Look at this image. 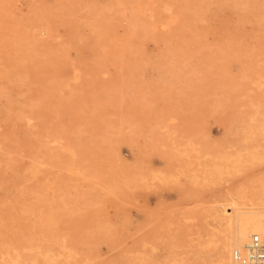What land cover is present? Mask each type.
<instances>
[{"label":"rangeland","instance_id":"1","mask_svg":"<svg viewBox=\"0 0 264 264\" xmlns=\"http://www.w3.org/2000/svg\"><path fill=\"white\" fill-rule=\"evenodd\" d=\"M263 125L264 0H0V264L216 259Z\"/></svg>","mask_w":264,"mask_h":264},{"label":"bare ground","instance_id":"2","mask_svg":"<svg viewBox=\"0 0 264 264\" xmlns=\"http://www.w3.org/2000/svg\"><path fill=\"white\" fill-rule=\"evenodd\" d=\"M253 113H254V111H253ZM253 115H251V116L253 117ZM254 117L256 118V114ZM254 117L250 118L249 121L252 119V122H253ZM249 121H246V122H249ZM256 121H258V119ZM246 122L241 124L240 127H241V130L243 132L242 138H245L246 145L248 146L249 142L247 144V141L253 142V136H254L253 134L256 133L257 131L254 132L255 129L252 126V123H250L251 121L249 123H246ZM259 122H258V125H260ZM254 123H255V119H254ZM253 125L255 126V124H253ZM261 125H262V122H261ZM156 127L157 128H155L156 129L155 131H157V129H158L161 132H167L168 133V134L166 133L167 136L164 133H162L166 137L162 136V138L159 141H161L163 143H166L168 141L167 138H170L171 140L179 138V136H175V137L172 136L171 133H173V134L178 133L180 135L181 139H184L185 141L189 140V139H185V136L183 135L187 131V128H185L184 126H180L178 124L175 125V124H163L162 123L160 125H157ZM256 127H258V126L256 125ZM259 127H261V126H259ZM259 127L257 128V130L260 129ZM263 127H264V125H263ZM262 130L264 131V128ZM258 132H260V131H258ZM159 135H161V134H159ZM158 137H160V136H158ZM158 137H157V139H158ZM155 141H158V140H155ZM172 141H175V140H172ZM169 143H170V141H169ZM251 146H249V147H251ZM258 146L260 147L261 145H258ZM260 149H262V148H260ZM256 150H258V149H256ZM239 176H240L239 177L240 182L243 186L234 185V186H230L228 188L230 190L228 192V193H230V196L228 198L230 201L229 203H227V204L224 203L225 197L223 194L225 191H223L219 195L218 194L216 195L218 202L214 203L213 208H212L216 214L213 212H212V214H215L214 215L215 216V218H214L215 224H218L220 226L218 228V230L220 233H222V234H220L221 244L219 246H216L217 244L215 242H213V245L215 243L214 246L218 247V250L216 253L217 258L212 259L210 262L205 263V264H240L234 258L235 250L244 251L245 246L249 242L251 235H253L255 233L260 234L264 237V207H262V205H264V169L260 170V171H247V172L244 171V173H241ZM233 190H235V191H233ZM240 190H243V191L248 190L250 193L249 192L246 193V191L245 192L242 191L241 193H239ZM245 199L247 201L251 202L250 207H243L241 205L242 203H244L243 201ZM246 202L244 204H246ZM229 204L232 205V211L231 212H229L227 210V206ZM245 208H246V210H245ZM242 209H244V210H242ZM230 210H231V208H230ZM232 229H234V230H232ZM24 235H27V234H24ZM24 235H23V238H25ZM26 238H27V236H26ZM31 238H33L32 235H31ZM214 238H216V237H213L211 239V242ZM10 239L12 240L13 238H10ZM14 239H17V238H14ZM27 239H30V238H27ZM218 240H219V238H218ZM27 241H29V240H27ZM4 242H6V241H4ZM29 242H27V243H29V245H30L31 240ZM0 243H1V241H0ZM9 243H10V241L7 244H9ZM3 244H5V243H3ZM29 245L27 244L26 246L28 247ZM213 245L211 244V246H213ZM1 246L2 245H0V247ZM26 246H22V248L26 247ZM34 246H36V245H34ZM30 247L32 248L33 246L30 245ZM213 248H215V247H213ZM10 249L14 250L13 247ZM17 249H18V247H17ZM23 249H21V250L23 252H25L26 248H23ZM28 250H30V249H28ZM34 250H35V248H34ZM7 251H9V248ZM14 251H13V253H14ZM18 251H20V250L18 249ZM22 251H20V252H22ZM11 252L12 251H10V254H11ZM20 252L17 253L16 256H18V254H20ZM37 252H39V251H37ZM45 254L42 255V252H41V255L43 258H44V256H46ZM4 255H3V257H4ZM1 256H2V254H1ZM8 257H11V256H8ZM27 257L30 258V256H28V255L26 256V258ZM28 258H27V263L30 262V264H31V261H28ZM37 258L33 257V258H31V260L32 259L36 260ZM7 259H11V258H7ZM12 260H13V258H12ZM15 260H16V262L19 261L17 259H15ZM24 260L26 261V259H24ZM20 261H22V260L20 259ZM43 261L46 262L47 260H45V258H44ZM16 262L15 263L12 262V263L16 264ZM33 262H34V260H32V264H33ZM19 263H22V262H19ZM5 264H7V262ZM24 264H26V263H24Z\"/></svg>","mask_w":264,"mask_h":264},{"label":"built area","instance_id":"3","mask_svg":"<svg viewBox=\"0 0 264 264\" xmlns=\"http://www.w3.org/2000/svg\"><path fill=\"white\" fill-rule=\"evenodd\" d=\"M234 258L240 264H264V237L253 234L245 246V250H235Z\"/></svg>","mask_w":264,"mask_h":264}]
</instances>
